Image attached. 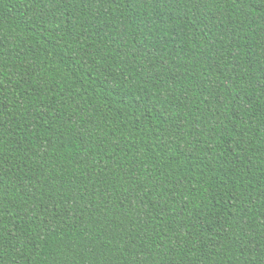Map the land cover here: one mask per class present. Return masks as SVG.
Returning a JSON list of instances; mask_svg holds the SVG:
<instances>
[{
    "label": "trees",
    "instance_id": "obj_1",
    "mask_svg": "<svg viewBox=\"0 0 264 264\" xmlns=\"http://www.w3.org/2000/svg\"><path fill=\"white\" fill-rule=\"evenodd\" d=\"M0 264H264V0H0Z\"/></svg>",
    "mask_w": 264,
    "mask_h": 264
}]
</instances>
